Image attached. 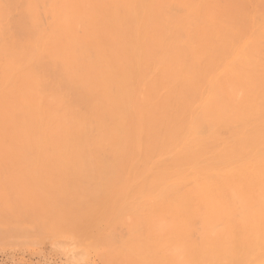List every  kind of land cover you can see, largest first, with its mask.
Returning a JSON list of instances; mask_svg holds the SVG:
<instances>
[{
	"label": "bare ground",
	"instance_id": "1",
	"mask_svg": "<svg viewBox=\"0 0 264 264\" xmlns=\"http://www.w3.org/2000/svg\"><path fill=\"white\" fill-rule=\"evenodd\" d=\"M0 171L102 264H264V0H0Z\"/></svg>",
	"mask_w": 264,
	"mask_h": 264
},
{
	"label": "rangeland",
	"instance_id": "2",
	"mask_svg": "<svg viewBox=\"0 0 264 264\" xmlns=\"http://www.w3.org/2000/svg\"><path fill=\"white\" fill-rule=\"evenodd\" d=\"M1 172L4 173L5 175V174H8L9 171H0L1 176H3ZM23 174L25 173L18 174L16 172L14 174L16 175V177L13 175L12 176L14 177L13 179L15 180L17 179L18 175L22 176ZM31 174L32 173H30L29 176L27 177H30ZM9 175H11V173H9ZM26 175L24 176L26 177ZM2 183L4 184V182ZM13 189L14 188L12 187L10 188V190H13ZM15 192L16 191L12 193L15 194ZM19 192H22L24 195L27 194L25 190L23 191L21 190ZM5 193L8 194L6 191ZM22 193L21 195H23ZM2 195L3 194H1V196ZM9 195H12V194H9ZM13 196L15 195H12L10 198H12ZM12 200L8 202H14L15 203V204L13 203V208H14V206L17 205L16 204L17 202L15 199L14 201ZM2 203L5 208H3V206L0 207L1 209L3 208L2 209L3 212L0 209L1 211L0 212V264H102L94 253L86 251L84 256H80V250L77 251L74 244H72L71 241H68L69 238L67 236L60 234V232L57 235L51 234L50 231H48L52 228L51 223L47 221L46 219H44V221H40L39 219H37V217L39 216H36V217L32 216V218H30L28 217L29 216L28 212L24 214V216H22V214L20 215V217L21 216L23 217V219L21 218V220H20V217L17 218L13 214H12L13 218L12 216L6 217L7 216L6 215L5 218L2 219V215H5L4 210L8 209V207L11 208L10 205L12 204V203H9L10 205H8L7 207L5 206L7 205L5 201L2 200ZM2 203L0 202V205H2ZM19 203L22 204V209L23 207L25 208L26 206L29 209V206L26 205V203H25L26 206L22 202H19ZM18 206H15L16 209L14 208L16 211L17 210L19 212L27 211V210H22V209H20L21 210L20 211L19 209H17ZM11 210L13 211L12 208ZM5 230H8V231H5ZM85 243H88V241H85ZM78 255L80 257H78Z\"/></svg>",
	"mask_w": 264,
	"mask_h": 264
}]
</instances>
